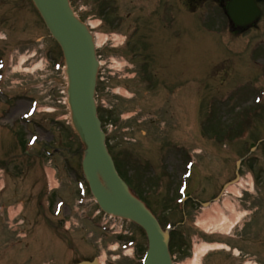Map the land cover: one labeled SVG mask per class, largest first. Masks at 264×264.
I'll return each instance as SVG.
<instances>
[{
    "label": "rangeland",
    "instance_id": "374dc122",
    "mask_svg": "<svg viewBox=\"0 0 264 264\" xmlns=\"http://www.w3.org/2000/svg\"><path fill=\"white\" fill-rule=\"evenodd\" d=\"M69 3L73 13L93 37L100 63L95 94L97 105L105 123L104 130L112 156L118 161L125 177L130 179V186L137 193L144 191L143 198L157 216L163 219V226L171 223L175 228V224L184 215L174 207V199L179 194L175 192L174 197L170 195L174 183L170 180L171 163H176L178 153L185 154L190 150V134L196 127L199 128L197 125L201 124L205 129L209 127L204 132L208 138H201V130H197L193 148L218 153L216 145L219 140H223V143L220 142L222 148L228 144L225 149L228 174L221 179L216 190L221 184L232 180L237 162H242V182L236 187L238 193L228 195L232 201L230 206L222 201L224 212L220 215L222 220L219 223L226 224L230 230L233 225L232 222L229 224V220L234 222L241 219L242 222L241 226L232 230L239 238L229 239L228 242L218 238L235 246V250L238 248L234 255L224 252L220 256L208 254L201 258V264H264V101L260 106L253 105L256 97L262 94L260 92H264V44L256 43L264 38V20L260 24L263 25L261 31L234 36L230 33L226 16L215 0L202 6L195 18L194 13L179 8L188 6L184 0H178L177 3L176 0H70ZM129 12L140 14V22L136 17L128 18ZM219 42L223 44L225 53L233 48L244 50L258 64L252 66L247 58L240 62L238 59L234 61L233 57L223 55L222 51V55H217L215 46H219ZM250 43L255 44L246 47ZM62 51L55 36L36 14L30 0H0V60H4L2 73L6 74L1 87L4 95L0 94V167H3L9 155L11 157L10 152L12 148L15 149L16 140L24 146L27 135L28 138L33 135L39 137L36 150L31 148L21 157L22 149L19 148V159L15 154L12 155V166L9 165L8 170L11 173L0 172V189L6 185L0 197V264H37L50 259L54 260L50 262L53 264H74L83 257L98 258L104 264H109L111 260L117 264H142L148 242L144 231L133 224L128 227L129 233H133L131 237H122L120 241L104 237L93 239L90 241L93 242L92 249L87 246L76 248L80 251L78 255L70 252L67 255L60 254L48 249L42 251L41 256L29 253L33 245L31 242L41 241L61 228L62 222L58 223L59 227L55 225V228H50L46 222L52 217L51 207L57 201L67 200L75 191L79 193L78 183L71 180L72 176L63 169V158L55 152L58 150L55 145H51L55 149L53 158H60L61 162L48 160L49 157L45 155L42 163L34 157V152L37 153L45 143L53 139L55 144L65 143L73 137L67 127L60 125L62 122L71 126L73 122L68 108L70 68ZM229 61H232L233 66L238 64V67L243 68L230 74V70L224 68ZM55 64H60L61 68L55 69ZM252 70L258 75L253 73L251 76ZM145 75L150 78L147 81L152 85L145 82ZM231 75L240 77L239 88L242 89L235 88L238 79L237 82L226 81ZM248 79H251L250 83ZM156 82H159L157 87L154 85ZM33 100L38 101L36 113L27 127H21L20 118ZM174 109L177 122L170 121L166 116ZM161 118L167 123L171 122L165 131L162 130ZM8 121L17 124L9 125ZM229 122L232 125H226ZM235 123L237 127L233 128ZM219 131L221 135L217 133ZM233 136L236 144L229 143ZM73 139L75 141L76 138ZM9 143L13 144L9 146ZM77 146L82 152V147L77 143L74 149ZM164 149L168 151V176L167 167H163L158 185L157 182L149 185L141 183L138 174L143 177L152 176L151 168H144V164L158 163L161 159L158 153ZM81 157L75 159V165L82 176L81 180L85 181L79 168ZM201 158L203 160L195 165L194 172L197 168L195 173H203V183L212 182L213 185L219 176L218 161L211 160V167L207 153ZM188 159L184 160V166ZM17 164L20 166L15 168ZM55 167L63 169L64 176H59L58 171L56 178L53 177L51 181L49 176H54ZM181 167V163L176 164L175 174ZM193 176L196 174L193 173ZM49 181L55 187L53 192L49 190ZM203 183H196L192 188L190 194L193 197L210 196L205 193L208 188ZM108 186L107 183L106 188L110 189ZM253 187V193L245 191ZM251 196L257 199L251 205L252 209H248ZM88 203L85 201L81 206L77 204L76 198L74 203L71 201L70 207L77 216H84L89 214L93 202ZM245 203L247 205L243 208ZM184 204L188 221L179 230L172 231L175 237V244H172L174 264H192L196 251L199 252L197 246L202 243L200 237L198 240L199 229L195 223L198 222L202 228L199 220L204 217V210L195 208L189 200ZM65 208L61 215L63 220H67L66 215L71 211ZM248 210L258 211L257 222L253 220L252 226H247L243 231L245 226L242 227V224L250 219L248 216L243 217L244 211ZM190 214L193 217L190 218ZM53 217L57 216L53 214ZM78 223L82 230L90 232L87 224L84 225L82 221ZM12 227L14 232L11 231ZM23 235H27V238ZM75 237L82 244L90 239V236L80 240L77 235ZM130 240L136 242L133 252L122 251L121 245ZM31 256H34V260L30 259Z\"/></svg>",
    "mask_w": 264,
    "mask_h": 264
},
{
    "label": "water",
    "instance_id": "95a60500",
    "mask_svg": "<svg viewBox=\"0 0 264 264\" xmlns=\"http://www.w3.org/2000/svg\"><path fill=\"white\" fill-rule=\"evenodd\" d=\"M46 1V11L51 24L56 27L58 34L65 41L68 49V53L71 59V67L73 72L72 85L75 93H77V67H76V57L74 52V47L66 32L62 29L56 22L59 19L61 24L67 27H72L77 31L82 37L85 43V72L81 81L80 91L82 96V102L84 103V109L79 106L78 99L76 100V108L78 114V121L80 124V129L84 136H86L89 142V150L87 156H85L84 168L86 170L87 178L90 181L91 188L93 189L96 197L100 201L101 205L113 212L133 214L138 217L139 221L144 225L148 231L150 239V248L148 251V256L146 257V264H154L156 258L161 261V264H170L169 255L167 253V234L163 233L162 228H160L158 222L151 216L146 209L138 206H123L120 203L108 202L103 198L98 187L96 180V168L94 164V159L97 157L98 160H104L106 167L110 173V177L116 183L122 199L126 197V191L123 183L118 178L114 164L110 156H108L107 150L104 145V136L101 131L100 122L96 115V107L93 99L94 92V82H95V72H96V60L93 45L86 29L74 19L70 9L68 7L67 0H45ZM232 17L235 22L242 21L244 19H251L254 17V1L253 0H233L229 6ZM55 15L57 17H55ZM56 18V19H55ZM89 264V263H85ZM94 264H98L95 262Z\"/></svg>",
    "mask_w": 264,
    "mask_h": 264
},
{
    "label": "bare ground",
    "instance_id": "6f19581e",
    "mask_svg": "<svg viewBox=\"0 0 264 264\" xmlns=\"http://www.w3.org/2000/svg\"><path fill=\"white\" fill-rule=\"evenodd\" d=\"M41 7V5H39ZM73 39V44L75 46V52H76V56H77V62H78V69H79V76L81 77V73H83L84 71V43H83V40L80 38V35H78L75 30L71 29V32L69 33ZM104 169L100 170V176H104ZM233 193L236 192L235 189H232ZM230 191V192H232ZM221 218V217H220ZM214 220V219H213ZM213 220H205V226H210L212 225L210 222L213 223ZM222 220V219H221ZM225 220V219H224ZM208 246L204 245L201 249L205 252L207 250ZM201 249H197L199 250L196 251V256H195V259L194 261L192 262V264H201V261H200V258H201V255L203 254L202 253V250Z\"/></svg>",
    "mask_w": 264,
    "mask_h": 264
}]
</instances>
